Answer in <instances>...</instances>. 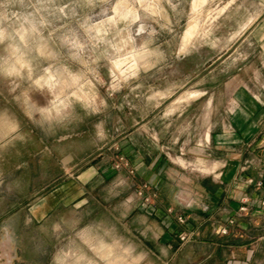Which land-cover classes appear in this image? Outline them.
Wrapping results in <instances>:
<instances>
[{
    "label": "rangeland",
    "instance_id": "374dc122",
    "mask_svg": "<svg viewBox=\"0 0 264 264\" xmlns=\"http://www.w3.org/2000/svg\"><path fill=\"white\" fill-rule=\"evenodd\" d=\"M262 32L264 0H0V142L18 127L85 130L100 138L102 149L37 198L1 181L0 264H110L114 258L148 264L140 262L143 237L127 231L123 209L138 202L136 212L164 224L174 210L161 214L157 185L142 178L149 169L116 143L134 131L139 146L143 139L151 147L171 140L164 156L174 171L213 175L218 164H205L193 150L204 133L212 124L214 134L221 132L225 122L237 128L241 93L258 103L247 108L264 113V87L255 84L257 76L264 83ZM191 92L203 96L187 99ZM190 104L193 115L178 118ZM256 144L264 151L263 126L248 149ZM256 156L233 181L242 194L225 225L234 218L233 231L222 237L240 239L239 219L253 228L264 223V197L251 196L254 187L246 186L262 176L264 187V157ZM254 167L256 177L243 175ZM24 176L21 170L17 179ZM245 195L256 204L243 214ZM175 219L172 234L185 242L194 231L184 215ZM251 239L226 264H264V239ZM131 240L139 245L135 251Z\"/></svg>",
    "mask_w": 264,
    "mask_h": 264
},
{
    "label": "crops",
    "instance_id": "0c3cea01",
    "mask_svg": "<svg viewBox=\"0 0 264 264\" xmlns=\"http://www.w3.org/2000/svg\"><path fill=\"white\" fill-rule=\"evenodd\" d=\"M261 41L264 55V32L261 33ZM259 71L264 73V63ZM256 78L255 84L259 83L264 87V83L258 79L259 76ZM191 93H199V95L191 97ZM191 93L188 94L187 99L203 96L202 92ZM241 94L237 100L243 105L244 111L236 113L237 128L231 131L229 124L225 122L224 125L222 124V131L214 134L212 124L210 130L204 133L202 139L193 148L200 152L195 155L204 157L205 164L211 166L218 164L215 172L212 171L213 175L188 177L174 171L171 163L164 156V149L173 148V143L171 140L163 142L162 133L158 136L163 144H154L153 147L145 144V139L139 146L137 138L140 135L137 131L131 132L116 143V145L125 143L127 151L132 154L134 160H137L142 167L149 169L143 172L142 178L157 185L156 202L161 214L165 215L167 209L174 210L170 217L166 215L169 222L164 224L165 221L163 222L160 218L152 219L139 211L136 212L134 204L138 205V202L128 203L123 209L127 217V231L133 234L139 233L143 237L140 262L148 264H226L230 254L235 251L240 253V248L244 249L249 245L251 238L264 239L260 231L264 228V223L259 228H253L250 220L247 219L238 220V230L240 228L245 230L244 233L239 232L240 239H232L234 235L222 237L219 233L220 229L225 227L227 219L232 217L239 207L242 192L237 190V186L233 183L234 179L241 173V168L247 159L256 155V157H264V151L257 150L259 149L258 144L252 151L248 149L249 143L257 139L262 126L264 127V113L261 107H258L256 111L247 108L246 104L258 103L254 99L248 101L247 96L241 98ZM182 99L181 96L179 101ZM192 108H194L192 104L185 107L179 113L178 118L193 115L194 109ZM62 131V133H55L50 129L41 133L33 128L18 127L13 134L5 137L0 142V184L1 181H11L12 190L22 185L23 191L27 194L22 197L33 199L46 192L50 186L68 180L71 174L79 173L90 160L95 161L96 147L99 152L102 150L99 144L100 138L96 139L95 133L87 136L85 130L72 133ZM261 168L264 172V165ZM21 170L25 173L24 180L17 179V174ZM258 170L254 167L244 171L243 175L256 177ZM86 175V173L83 174L85 178ZM95 176L96 171L89 179ZM92 183L95 182H90ZM249 192L253 197H264V187L259 191L251 189ZM85 202L82 200V204L85 205ZM113 212L117 215L119 211L113 208ZM179 214L187 217L189 227L194 231L193 236L182 243L172 234L179 228L175 223V217ZM138 221L142 223L141 227ZM229 228L233 231V228ZM248 235L252 237L247 240ZM129 247L135 251L139 245L131 240Z\"/></svg>",
    "mask_w": 264,
    "mask_h": 264
},
{
    "label": "built area",
    "instance_id": "2783aa9c",
    "mask_svg": "<svg viewBox=\"0 0 264 264\" xmlns=\"http://www.w3.org/2000/svg\"><path fill=\"white\" fill-rule=\"evenodd\" d=\"M246 186L247 187H254V189H256L257 191L260 190L263 186V179H262V176H260V179L255 181L253 179H247L246 180ZM241 207L239 209L240 213H246L249 211L250 207H253L255 206L256 202L254 201H251L250 198L245 195L242 197L241 199ZM264 204V203H263ZM179 221L184 224L185 223V220L183 219V217H180L179 218ZM235 219L234 218H231L229 221H228V225L225 226V227H222L219 231V233L223 236H226L229 234V227L230 226H233L235 224Z\"/></svg>",
    "mask_w": 264,
    "mask_h": 264
},
{
    "label": "bare ground",
    "instance_id": "6f19581e",
    "mask_svg": "<svg viewBox=\"0 0 264 264\" xmlns=\"http://www.w3.org/2000/svg\"><path fill=\"white\" fill-rule=\"evenodd\" d=\"M198 95H199V93H196V94H193L192 96L196 97V96H198ZM109 252H110V251H109ZM109 252H108V253H109ZM109 254H110V253H109ZM109 259H110V258H109ZM109 261H110V262H109L110 264H121L122 262L124 263V260H123V259H115V258H114V259H112V260L110 259Z\"/></svg>",
    "mask_w": 264,
    "mask_h": 264
}]
</instances>
